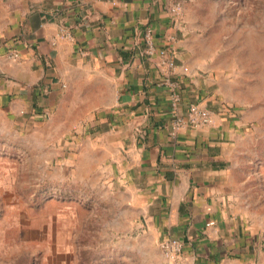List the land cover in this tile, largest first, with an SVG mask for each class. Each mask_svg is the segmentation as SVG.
Returning a JSON list of instances; mask_svg holds the SVG:
<instances>
[{
	"label": "crops",
	"instance_id": "obj_1",
	"mask_svg": "<svg viewBox=\"0 0 264 264\" xmlns=\"http://www.w3.org/2000/svg\"><path fill=\"white\" fill-rule=\"evenodd\" d=\"M197 25L188 0L0 10V224L19 217L21 240L37 232L45 242L46 220L31 224L28 200H47L48 178L54 188L86 181L102 189L116 230L127 234L123 248L134 244L144 264H168L159 249L167 237L183 242V264H264V220L255 224L236 180L254 116L227 98ZM148 29L154 55L146 53ZM162 48L176 63L180 114L198 104L214 113V125L174 133ZM66 138H76L69 154ZM15 224L0 225L6 254Z\"/></svg>",
	"mask_w": 264,
	"mask_h": 264
},
{
	"label": "rangeland",
	"instance_id": "obj_2",
	"mask_svg": "<svg viewBox=\"0 0 264 264\" xmlns=\"http://www.w3.org/2000/svg\"><path fill=\"white\" fill-rule=\"evenodd\" d=\"M52 1L56 0H0V10L14 12L24 5L36 7ZM188 2L197 29L205 35L203 45L216 55L227 98L250 109L254 116L252 136L240 154L236 180L240 191L248 195L245 207L255 214V224L260 225L264 220V0ZM85 135L89 136L84 131L76 137L79 144ZM76 138L64 141L69 147L67 154L74 151ZM85 182L54 188L48 178L47 187L52 193L45 202L42 197L24 200L32 205V225L43 226L46 220L45 242L37 232L29 234V242L21 240L19 217L4 219L0 225L16 222L8 233L14 241L13 249L8 254L0 249L8 264H144V256L134 250L133 243L132 248H123L127 234L116 230L102 189Z\"/></svg>",
	"mask_w": 264,
	"mask_h": 264
},
{
	"label": "built area",
	"instance_id": "obj_3",
	"mask_svg": "<svg viewBox=\"0 0 264 264\" xmlns=\"http://www.w3.org/2000/svg\"><path fill=\"white\" fill-rule=\"evenodd\" d=\"M171 12L179 17L182 15L181 4H175ZM145 40L147 44L148 55H154L157 52L156 45L153 39V32L148 29L145 34ZM159 55L162 57V63L167 67V72L164 75L162 84L167 88L170 94V106L171 114L173 118V131L174 133L179 131L183 126H207L214 125V113L205 107L198 104H191L189 106L187 116H183L179 112L180 105L182 103V96L178 90L177 82L172 80V76L176 69V63L169 55L167 49L162 48L159 50ZM14 58L18 57V54H13ZM159 249L166 259L168 264H183L181 256L184 251V244L177 238L167 237L159 243Z\"/></svg>",
	"mask_w": 264,
	"mask_h": 264
}]
</instances>
